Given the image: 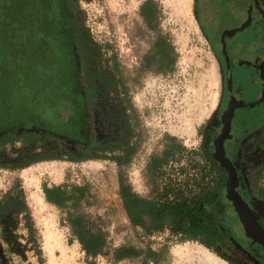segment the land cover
I'll return each mask as SVG.
<instances>
[{
    "label": "rangeland",
    "instance_id": "374dc122",
    "mask_svg": "<svg viewBox=\"0 0 264 264\" xmlns=\"http://www.w3.org/2000/svg\"><path fill=\"white\" fill-rule=\"evenodd\" d=\"M145 1L72 0L95 92L94 151L86 156L72 143L42 138L0 146V200L21 194L34 228L31 235L26 213L15 206L0 216V264H143V257L116 262L114 250L122 246L152 248L162 255L159 264H205L206 254L220 263L224 260L220 249L184 241L179 223L153 227L147 215L133 223L120 193V173L132 192L145 199H161L170 183L173 189L182 186L181 191L169 190L168 200L201 193L195 179L199 165L207 160L203 144L224 90L220 55L201 26L208 29L209 19L199 0H154L158 9L154 29L141 16ZM59 8L62 13L63 3ZM159 37L175 48L171 70L145 64ZM68 56L69 62L75 61L70 43ZM171 144L183 150L153 174L152 160L163 162ZM127 148L133 153L122 168L111 160L90 159L120 156ZM29 161L33 162L29 167L20 168ZM64 184L89 187L92 204L82 210L102 218L107 255L88 258L76 240L71 242L70 229L61 222L65 211L47 202L44 193L45 186ZM260 186L264 188V176ZM235 251L238 257L223 262L249 264V256L238 245Z\"/></svg>",
    "mask_w": 264,
    "mask_h": 264
},
{
    "label": "trees",
    "instance_id": "16d2710c",
    "mask_svg": "<svg viewBox=\"0 0 264 264\" xmlns=\"http://www.w3.org/2000/svg\"><path fill=\"white\" fill-rule=\"evenodd\" d=\"M63 1L66 5V26L70 44L76 49V60L72 61V68L69 66L66 72L54 70L56 78L52 73L44 75L43 68H37L28 54L25 47L28 44L24 42V38H16L18 28L27 26L24 14H20V17L15 14V8L0 3V146L42 138L57 143H72L86 156L94 151V87L86 67L74 4L72 0ZM157 13L154 0H146L141 7V16L150 29H154ZM16 19L21 20L20 23ZM201 26L213 46H216L211 31L204 23ZM28 48L30 50V46ZM39 56L36 65H44V61L45 67H48L51 62L44 59L42 54ZM176 58L173 44L167 38L159 37L151 53L146 56L145 64L150 67L157 64L171 70ZM37 75L41 78H37ZM182 150L175 144L169 145L163 155V162L156 158L152 160L151 172L158 175L162 164ZM132 153L133 149L127 148L120 156L98 155L90 159L111 160L122 168L129 163ZM41 160L43 159L38 161ZM31 163L33 162L29 161L19 166L24 169ZM198 173L195 181L201 193L191 199H165L169 190L181 191L182 184L173 189L171 183L164 188L167 192L161 199L141 198L132 192L122 173L119 176L120 193L128 210L132 212L133 223L141 222L142 215L150 217L153 227L179 223L184 241L193 240L208 249H220L223 259L229 261V257H238L235 251L237 235L235 220L227 216L221 206L223 185L215 180L214 169L207 160L204 165H199ZM44 193L47 202L65 211L66 216L62 217L61 222L69 227L71 242L76 240L86 257L95 259L107 255L108 233L102 218L82 210L83 205L92 204L87 185L45 186ZM14 206L18 211L26 213L27 227L33 235L31 217L21 194L0 200V216L8 213ZM138 257H143V264H159L162 255L152 248L144 251L133 246L119 247L113 253L116 262Z\"/></svg>",
    "mask_w": 264,
    "mask_h": 264
},
{
    "label": "flooded vegetation",
    "instance_id": "af4514ba",
    "mask_svg": "<svg viewBox=\"0 0 264 264\" xmlns=\"http://www.w3.org/2000/svg\"><path fill=\"white\" fill-rule=\"evenodd\" d=\"M0 3L15 8L18 16L24 14L27 26L18 28L16 38H24L28 54L44 75L52 73L56 78L54 70H69L70 38L65 9L61 13L59 8L60 3L66 8L63 0ZM199 7L208 16L211 34L213 30L224 79L220 108L206 134L203 154L214 169L215 180L223 185L221 206L235 220L237 245L249 256L250 264H264V244L248 237L228 197L232 176L237 182L235 192L264 228V188L260 186L264 176V0H199ZM41 54L51 62L48 67L44 61L36 65Z\"/></svg>",
    "mask_w": 264,
    "mask_h": 264
},
{
    "label": "water",
    "instance_id": "95a60500",
    "mask_svg": "<svg viewBox=\"0 0 264 264\" xmlns=\"http://www.w3.org/2000/svg\"><path fill=\"white\" fill-rule=\"evenodd\" d=\"M219 159L224 162V158L220 157ZM236 183V180L234 182V179H232L231 176V180L228 183V197L234 202L235 210L241 218L248 237L252 238L254 241H259L264 244V228L258 222L254 212L248 204L244 202L235 192Z\"/></svg>",
    "mask_w": 264,
    "mask_h": 264
},
{
    "label": "crops",
    "instance_id": "0c3cea01",
    "mask_svg": "<svg viewBox=\"0 0 264 264\" xmlns=\"http://www.w3.org/2000/svg\"><path fill=\"white\" fill-rule=\"evenodd\" d=\"M203 260H204V263L205 264H229L226 261L223 262L224 260L222 261V263H220V262H218L219 260L217 258H215V257H208L207 254L204 255Z\"/></svg>",
    "mask_w": 264,
    "mask_h": 264
}]
</instances>
